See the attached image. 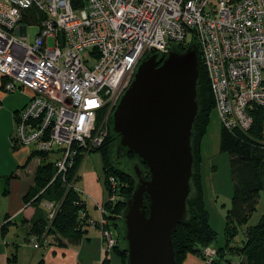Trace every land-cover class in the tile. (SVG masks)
Masks as SVG:
<instances>
[{
	"label": "built area",
	"instance_id": "2783aa9c",
	"mask_svg": "<svg viewBox=\"0 0 264 264\" xmlns=\"http://www.w3.org/2000/svg\"><path fill=\"white\" fill-rule=\"evenodd\" d=\"M30 25L39 28L33 44L27 43ZM193 37L222 126L249 132L253 110L264 109V0H81L78 8L73 0H0L3 90L31 94L14 115L13 144L30 148L41 163V154L52 157V182L60 177L81 195L79 170L69 182L70 171L80 154L85 159L104 144L108 121L142 59L153 50L166 55L173 46H189ZM109 183L114 204L117 183L113 177ZM41 206L51 224L61 202ZM96 209L101 220L87 208L79 218L100 230L105 264L119 241L104 204ZM30 242L36 251L50 243L47 234ZM202 253L204 264L219 259L216 248Z\"/></svg>",
	"mask_w": 264,
	"mask_h": 264
},
{
	"label": "water",
	"instance_id": "95a60500",
	"mask_svg": "<svg viewBox=\"0 0 264 264\" xmlns=\"http://www.w3.org/2000/svg\"><path fill=\"white\" fill-rule=\"evenodd\" d=\"M200 76L194 37L184 52L153 50L108 121L117 160L136 157L135 189L118 218L127 264H177L172 235L188 217Z\"/></svg>",
	"mask_w": 264,
	"mask_h": 264
},
{
	"label": "trees",
	"instance_id": "16d2710c",
	"mask_svg": "<svg viewBox=\"0 0 264 264\" xmlns=\"http://www.w3.org/2000/svg\"><path fill=\"white\" fill-rule=\"evenodd\" d=\"M73 4L75 8L81 7V0H73ZM194 40L197 42L195 37ZM178 47L182 52L188 48L184 45ZM200 62L201 76L198 82L199 114L192 136V150L195 160L191 180L192 193L187 203L188 217L179 226L178 231L172 235L177 264H183L188 255H196L203 260V250L217 240V233L210 225L209 214L204 203L198 169L200 142L207 131L210 114L215 108L209 79L202 65L201 56ZM253 112L254 124L247 133L237 130L229 131L222 127L221 151L233 158L232 173L235 195L232 200V207L226 217V243L223 247L216 248L219 256L216 264H222L223 261L231 263L230 259L226 261L227 255L238 256L241 264H264V218H260L256 225L248 226L249 221L256 212L262 188L259 184L252 183L247 179L245 172L248 168L260 169L264 156L263 148L258 144V140H264V109L255 108ZM13 146L14 148L18 147L16 144H13ZM92 152L100 154L108 195H111L114 191L110 187L109 178L113 177L116 180L117 200L114 204L109 203L107 200L104 206L107 210L106 219L118 228L120 227L118 218L122 216L126 208V202L132 196L136 185L131 170L130 172L125 171L120 163L123 161H136V157L129 155L127 159L117 160L116 141L109 130L104 144L100 148L92 150ZM35 156L36 154L32 153L30 159ZM41 156L43 160L38 167L35 184L25 196L26 202H31L35 208L33 218L24 220L25 224H30L28 238L35 236L42 239L43 235L47 234L50 241L49 245L59 244L63 239L72 244H77L86 234L87 227L85 223L81 222L79 213L87 206L81 195L73 189L68 190L60 177L52 182L56 175L54 163L48 160V155L41 154ZM83 159L84 155L82 154L76 158V164L70 171L69 182L75 176V172L80 169ZM44 201L61 202L59 212L51 224L47 220L45 211L41 208ZM244 226H247L243 231L244 239L241 244L234 245L240 228ZM2 230L6 233L8 227L4 226ZM114 250L120 257L121 264H127L128 255L125 245L120 246L118 244ZM16 261L17 256L14 254L10 257L8 263L15 264ZM109 262V260H106L105 264H109ZM39 264H44V261L41 260Z\"/></svg>",
	"mask_w": 264,
	"mask_h": 264
},
{
	"label": "rangeland",
	"instance_id": "374dc122",
	"mask_svg": "<svg viewBox=\"0 0 264 264\" xmlns=\"http://www.w3.org/2000/svg\"><path fill=\"white\" fill-rule=\"evenodd\" d=\"M38 32L39 28L36 25H30L28 29L27 38L28 44L34 43ZM49 46H53L52 40H49ZM7 94L8 98L4 102L5 107L16 106L18 108L23 107V105L29 100L30 95L27 90H20L15 93ZM5 112L6 111L3 110L2 113H0V116L4 117ZM222 127L223 126L220 120L219 113L217 109L214 108L210 114L208 128L201 139L199 149L200 159L198 169L200 183L202 186L203 199L207 212L209 214L210 225L213 230L217 233V240L206 248H219L225 245L226 217L228 211L232 207V200L235 195V187L232 173L233 158L227 153H223L221 151ZM11 132L12 137H14L15 126L12 127ZM9 142L10 145L6 140L5 146L2 147L0 150L3 149L9 152V148H12L13 146V143H11L12 141L10 140ZM258 144L261 148H263L262 150L264 152V140H258ZM26 151L28 152L25 146H20L19 152ZM49 160H53V158L51 157L49 158ZM39 162L40 160L37 157H34L31 160L28 168V172L31 175H34V172H36ZM132 162H134V160L130 162L123 161L120 163V165L125 171L130 172V165ZM245 175L247 179H249L252 183L259 184L262 188L261 194L258 199L259 202L256 207V212L248 223V226H253L258 223L260 218H264V156L262 167L258 170L248 168L245 172ZM85 184H88L87 186H92L93 189L91 187V189L89 190V188L85 187ZM76 187L81 192V197L83 199L87 200V195H91L90 197L92 200L89 201L88 208L90 215L93 219L101 220V214L99 213L98 209H96L93 200H96L98 201V203H100V205H103L108 200L109 195L106 190L105 175L102 167L101 157L98 152L89 153L85 157L80 167V176L77 177ZM81 187L84 190H82ZM43 210L46 211L44 208ZM109 225L113 237L119 241V245H125L120 231V227L116 228L112 222H110ZM245 228H247V226L240 228L239 235L235 238L234 245L241 244L242 240L244 239L243 231L245 230ZM88 229L89 233L100 234L101 236V232L99 229H97V231L92 227H89ZM10 241H13V243H17L16 245L10 244L13 249V253L17 256V261L15 264H38L39 261L42 260L43 254L46 251L43 248L37 251L33 250L30 238L27 241L22 237L19 239V241L15 242L12 236ZM101 258L102 257L100 252V257L98 258L96 263L91 262V260L89 262H86L84 259H82V264H101ZM108 259L110 260L109 264H121V259L118 256L117 252H115V250H112L109 253ZM227 259H230L231 262L240 261V258L238 256L233 255H227L226 261ZM222 264H227V262L223 261Z\"/></svg>",
	"mask_w": 264,
	"mask_h": 264
},
{
	"label": "crops",
	"instance_id": "0c3cea01",
	"mask_svg": "<svg viewBox=\"0 0 264 264\" xmlns=\"http://www.w3.org/2000/svg\"><path fill=\"white\" fill-rule=\"evenodd\" d=\"M3 86L4 80L0 76V113L3 110L6 111L4 117L0 116V149L5 146L6 140L10 145L9 141H12L11 129L14 126V115L28 104L31 97L29 92V100L21 108L16 106L5 107L4 102L7 100L8 94L4 92ZM26 148L28 152H19L20 146L17 148L10 147L9 152L3 149L0 150V264H9L10 257L14 255L10 244L16 245L17 243L10 241L12 236L15 242L19 241L22 237L27 241L30 238H28L30 224H25L24 220H31L33 218L35 208L31 202H26L25 196L35 184L41 160L36 172H34V175H31L28 172V168L34 157L30 159L32 150L28 147ZM87 185L85 184V187L90 190L92 186ZM81 189L84 190L82 187ZM90 196L89 194L87 195V200L82 198L87 205V209L89 208V201L92 200ZM93 202L95 207L97 204H100L96 200H93ZM88 213L90 215L89 209ZM4 226L8 227L6 233L2 230ZM88 228H86V234L83 239L77 244H72L68 240L63 239L59 244L54 243L42 247L46 250L42 257L44 264H82V259L86 262L91 260V262L96 263L100 257L102 240L100 234L89 233ZM93 229L97 231V228ZM32 249L34 250L33 247ZM183 264H204V262L199 256L188 255Z\"/></svg>",
	"mask_w": 264,
	"mask_h": 264
},
{
	"label": "flooded vegetation",
	"instance_id": "af4514ba",
	"mask_svg": "<svg viewBox=\"0 0 264 264\" xmlns=\"http://www.w3.org/2000/svg\"><path fill=\"white\" fill-rule=\"evenodd\" d=\"M127 157H128V156H127ZM127 157H125V158H121L120 160L127 159ZM134 162H135V160H134ZM134 162H132V163H134ZM132 163H131V164H132ZM130 166H131V165H130Z\"/></svg>",
	"mask_w": 264,
	"mask_h": 264
}]
</instances>
